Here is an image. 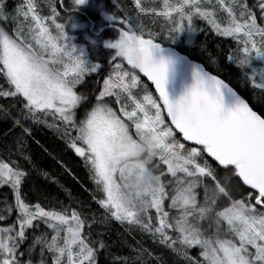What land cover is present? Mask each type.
Listing matches in <instances>:
<instances>
[{"label": "snow or ice", "instance_id": "obj_1", "mask_svg": "<svg viewBox=\"0 0 264 264\" xmlns=\"http://www.w3.org/2000/svg\"><path fill=\"white\" fill-rule=\"evenodd\" d=\"M85 4L59 0L58 22L56 0L43 16L38 0H0V99L12 101L0 105L11 124L0 144V264H164L139 241L112 240L113 224L178 264H264V2L98 0L80 21ZM144 15L160 31H145ZM196 19L235 47L197 45ZM221 59L237 83L221 77ZM178 64L189 75L173 93ZM29 121L82 160L90 201L27 187Z\"/></svg>", "mask_w": 264, "mask_h": 264}, {"label": "trees", "instance_id": "obj_2", "mask_svg": "<svg viewBox=\"0 0 264 264\" xmlns=\"http://www.w3.org/2000/svg\"><path fill=\"white\" fill-rule=\"evenodd\" d=\"M12 1V2H11ZM16 0H8V4L14 3ZM98 2V0H86V4L81 6V11L79 12L80 21H85L96 16V11L93 7L89 6ZM58 11L61 13V19L58 22H62L64 18V12L60 8L59 0H56ZM72 0H64V4L68 5ZM106 5H109L114 2V0H103ZM149 3H152L153 0H148ZM159 2V0H155ZM264 2V0H261ZM41 9V15L50 14L47 9V0H38ZM119 3L124 7L130 6V0H119ZM249 5L256 3V0H248ZM10 6V5H9ZM98 18V17H97ZM138 23L145 26V31L151 28L154 31H160V23L162 22L159 18L155 16L144 15L141 16ZM195 25L197 27V32L194 34L196 44L206 43L207 48L211 52H216L219 48H229L235 47L234 42L230 38H223L212 33L210 30L204 31L207 29L205 22L196 19ZM69 34L76 37L77 43H84L83 40V30L77 29H68ZM165 46H168L167 42ZM180 52L184 53L186 56L188 53L183 49L187 48V45H184L183 42H178L176 45H173ZM191 59V57H188ZM201 59H198L197 62H201ZM107 70V69H106ZM221 77L226 80H232L235 84L237 81L234 78V75L229 73H235V69H229L225 67L223 59H221L220 67ZM96 77L93 76L89 78V82L95 81ZM243 90V89H242ZM82 91H88V88L85 87ZM12 101L0 99V105L10 104ZM43 119V118H42ZM31 122L29 121V125ZM32 135L27 139V150L29 155L32 158L33 165L35 166V171L31 174V182L27 187L32 189L42 190L47 196L63 201L65 204L69 203V195L73 200H83L90 201L91 197L89 191L91 189V181L88 178L87 171L83 166L82 160L79 157H76L75 154L68 149L65 142L55 133V131L49 130L43 123H40V126H31ZM8 128H11V124L7 120L0 119V144L7 143L4 139L3 132H6ZM11 137H9V140ZM63 165V167H62ZM68 169V171H65ZM41 172H47L48 177L41 175ZM88 189L89 191H86ZM7 189H0V199H2V194L6 192ZM33 202H36L33 200ZM125 232V228L120 225L113 224L111 228V239L125 240L127 244L134 245V241L131 237L122 236L120 234ZM138 229L131 230V234L135 237L144 247L154 250L161 254L164 264H178L179 258L168 252L167 250L155 249L145 237H148L146 234H138ZM119 246V245H118ZM119 254L126 255L127 249H124ZM195 254V253H193Z\"/></svg>", "mask_w": 264, "mask_h": 264}, {"label": "water", "instance_id": "obj_3", "mask_svg": "<svg viewBox=\"0 0 264 264\" xmlns=\"http://www.w3.org/2000/svg\"><path fill=\"white\" fill-rule=\"evenodd\" d=\"M177 52H180L176 49ZM182 55L186 56L184 53L180 52ZM190 60V58H188ZM142 75V74H141ZM189 75V69L187 64H178L174 75L171 78V81L168 85L169 90L173 93L179 90L181 82H187ZM146 80V78H144Z\"/></svg>", "mask_w": 264, "mask_h": 264}, {"label": "bare ground", "instance_id": "obj_4", "mask_svg": "<svg viewBox=\"0 0 264 264\" xmlns=\"http://www.w3.org/2000/svg\"><path fill=\"white\" fill-rule=\"evenodd\" d=\"M31 122V126H40V123H35V122H32V121H30ZM48 128V127H47ZM49 130H52V129H50V128H48ZM138 234H140V233H138ZM142 236H144L143 234H141ZM129 237H131L133 240H135V241H138L135 237H133V235L132 234H130V235H128ZM145 237V236H144ZM146 238V241H148L155 249H159V250H161L162 251V249L158 246V245H155V244H153V242H152V240H151V238L150 237H145Z\"/></svg>", "mask_w": 264, "mask_h": 264}, {"label": "rangeland", "instance_id": "obj_5", "mask_svg": "<svg viewBox=\"0 0 264 264\" xmlns=\"http://www.w3.org/2000/svg\"><path fill=\"white\" fill-rule=\"evenodd\" d=\"M11 2H12V1H11ZM15 2H16V1H14V3H12V4H8V5H10L9 8L13 7L14 4H15ZM215 2H216V0H212V3H215ZM90 5H91V1H90ZM90 5H89V6H90Z\"/></svg>", "mask_w": 264, "mask_h": 264}]
</instances>
